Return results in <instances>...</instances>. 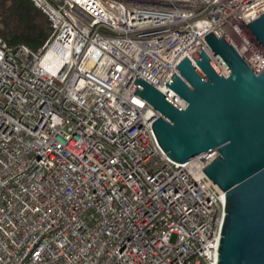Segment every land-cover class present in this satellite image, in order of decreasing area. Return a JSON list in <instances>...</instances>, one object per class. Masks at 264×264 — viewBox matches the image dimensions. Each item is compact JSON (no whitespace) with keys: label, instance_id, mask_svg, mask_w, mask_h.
Segmentation results:
<instances>
[{"label":"built area","instance_id":"obj_1","mask_svg":"<svg viewBox=\"0 0 264 264\" xmlns=\"http://www.w3.org/2000/svg\"><path fill=\"white\" fill-rule=\"evenodd\" d=\"M31 1L43 44L0 37V264H218L225 193L202 170L217 153L171 160L130 88L137 72L181 106L165 83L199 43L226 76L210 31L260 73L247 23L264 0Z\"/></svg>","mask_w":264,"mask_h":264},{"label":"water","instance_id":"obj_2","mask_svg":"<svg viewBox=\"0 0 264 264\" xmlns=\"http://www.w3.org/2000/svg\"><path fill=\"white\" fill-rule=\"evenodd\" d=\"M247 28L264 48V12ZM204 39L226 76L199 43L190 54L195 65L185 56L165 83L181 106L137 72L140 88L130 89L160 112L151 126L171 160L216 151L202 170L225 193L218 264H264V70L255 74L223 35L210 31Z\"/></svg>","mask_w":264,"mask_h":264},{"label":"trees","instance_id":"obj_3","mask_svg":"<svg viewBox=\"0 0 264 264\" xmlns=\"http://www.w3.org/2000/svg\"><path fill=\"white\" fill-rule=\"evenodd\" d=\"M50 31L47 16L31 0H0V37L9 47L37 50Z\"/></svg>","mask_w":264,"mask_h":264}]
</instances>
